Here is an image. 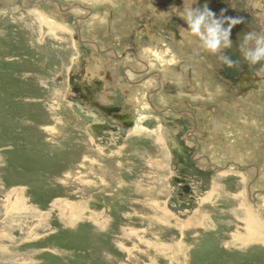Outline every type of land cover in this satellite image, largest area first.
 I'll list each match as a JSON object with an SVG mask.
<instances>
[{"label": "rangeland", "instance_id": "1", "mask_svg": "<svg viewBox=\"0 0 264 264\" xmlns=\"http://www.w3.org/2000/svg\"><path fill=\"white\" fill-rule=\"evenodd\" d=\"M14 1L0 0V264H264V85L241 96L236 67L226 71L186 38L180 17L185 5H206L225 18L219 9L209 0H61L63 12L48 5L47 17L35 0L28 11ZM75 21L100 51L77 42ZM129 46L161 74L154 107L145 96L155 75L134 85L138 64L106 53ZM226 53L257 68L239 48ZM124 65L133 66L126 78ZM80 68L87 78L105 72L99 99L129 113L131 129L91 138V122L71 110ZM184 88L195 95L178 94ZM160 105L190 110L198 139L218 138L201 147L207 172L182 147L191 117L158 115ZM181 172L188 193L174 180Z\"/></svg>", "mask_w": 264, "mask_h": 264}, {"label": "flooded vegetation", "instance_id": "2", "mask_svg": "<svg viewBox=\"0 0 264 264\" xmlns=\"http://www.w3.org/2000/svg\"><path fill=\"white\" fill-rule=\"evenodd\" d=\"M32 1L33 0H27V2H25V4H22V0H16L13 2V4L14 5L19 4V7L22 11H28L31 9V4H32L31 2ZM13 4H11V5H13ZM36 4L46 6V8H44V9L41 7V12L44 13L45 16H47V17L52 16L48 11L49 9H47L48 5H50L54 10H56L58 12L59 11L63 12V7L61 6L62 5L61 0H35V3L33 2V5L35 6ZM78 4L79 3L74 4L73 7H71V8L78 6ZM209 4L211 6L214 5L215 8L217 7L219 9V12L223 16H225V19L233 18V19H241L242 20V23L235 25L231 30L230 39L232 40V47L231 48L233 50L239 48V45L243 40L242 39L243 34H246V33L251 32V31L260 32L262 29H264V0H209ZM215 5H217V6H215ZM254 5H257V6L254 7ZM66 10H68V9H66ZM76 17H78V15ZM78 19H79V17H78ZM78 19H76V20H78ZM74 24H75L76 29H77V33L75 35L77 42L81 45L88 47L89 49L95 50L96 52L100 51L101 49L99 48V46L96 44V42L93 39L88 38V39H83V41H80L79 27H78V25H76V21L74 22ZM169 26H170V24H168V27ZM224 27L227 28L228 24L225 23ZM226 52H227V49H224V54L231 57L232 53L228 54ZM106 53L111 54L112 56H114L113 58H115L117 60H122L126 56H129L133 59V61L136 64H138V66L134 67V68H137L138 70H136V71L133 70V72H134L133 74L135 76H138L137 77L138 80L133 83L134 85L140 79L145 80V78H148V76L150 77L154 73L155 85H157V86H156V88L149 90L151 92V94H146V96H145V100L148 101V103L150 104L151 107H154L155 104H153L151 102L150 98H151V95H155L162 88L159 85L160 84L159 78H160L161 74L157 70L150 71L149 67H147V65L143 62V60L139 58V55L136 53L135 48L133 46H129V47L124 48L122 50V52H120V53H118L114 48L110 47V48L106 49ZM233 56L235 57V59H233V60L239 61L237 53H233ZM219 63L221 64L220 61H219ZM221 66L226 67L227 65L221 64ZM256 66H257V68L255 66H253L254 70H248V69H245L243 67L236 66V75L234 76V79H235L237 90H238L239 94H241V96H245L248 93L250 94L248 96H252L254 93L261 91V88L264 85V72H261L260 68L262 66H264V62L256 64ZM131 67H133V66L124 65L121 68V76L126 78V72H128V70H131ZM231 69L232 68H229V67L225 68L226 71L228 70L230 72H231ZM104 75L106 76L105 72L102 70H99L97 72L96 77H93V78L88 77L87 78L85 76V69L80 68L78 70V73L73 74L70 78V80L73 82V85L71 88V92L73 95H72V98L70 99L73 103L71 110L74 112V114L77 115V117L81 121H83V120L74 111V107H76L78 110H80L81 113H83L84 115L90 117L89 122H91V124L86 123V126H88L87 130H88V133L90 134L91 138L93 140L95 139L98 141H99V139L102 140V139L109 138L111 134L113 135V134L120 132L121 130L128 129V127H126L125 124H127L130 120L131 121L133 120L135 122V120L133 119V117H131V115L129 113L122 111L120 105L113 104V103L104 104L100 101L99 96H101V94H103V89H104V85H105V82L103 81V78H102ZM156 80H157V82H156ZM125 81L127 82L126 79H125ZM241 81L244 83L243 85L240 83ZM140 83H141V81L136 83V85L140 84ZM242 86L245 87L246 89H242ZM175 89H177V88H175ZM180 90H181V88H180ZM182 91L185 92L186 89H183ZM252 92H253V94H252ZM180 93H181V91H180ZM239 94H238V96H239ZM75 102L78 103L77 104L78 107L74 105ZM95 103L106 106L107 110L106 109H105L106 111L102 110ZM81 105L94 108L103 117V119H98L99 118L98 114L95 115V113H90V112L88 113V112L84 111L83 109H79V108H82ZM176 106H178V105H176ZM168 111L171 113L176 112V113H178L177 115H183V114H180L181 112H183V110H180L179 107H175V106H164L163 107V105H160V109L158 108V110H156V109L154 110V112L158 115H162V114H164V112L167 113ZM93 124L100 125V126L103 125L106 128H111L114 130H110V129L104 130V129L99 128V130H101L99 132V135L97 137H94L91 130L89 129V126L93 125ZM132 127H129V128H132ZM183 183H184V181H183ZM262 191H264V189H262Z\"/></svg>", "mask_w": 264, "mask_h": 264}, {"label": "clouds", "instance_id": "3", "mask_svg": "<svg viewBox=\"0 0 264 264\" xmlns=\"http://www.w3.org/2000/svg\"><path fill=\"white\" fill-rule=\"evenodd\" d=\"M256 6L254 5V7ZM180 17L188 25L184 33L186 38H198L199 47L212 55H216L221 64L227 65L229 68L238 66L239 61L224 54V49L232 47L231 30L235 25L242 23L241 19L217 18L206 5L203 8L185 5ZM225 23L228 24L227 28L224 27ZM239 51L243 59L250 65L264 62V29L260 32L246 33L239 45ZM260 71L264 72V66L261 67Z\"/></svg>", "mask_w": 264, "mask_h": 264}, {"label": "crops", "instance_id": "4", "mask_svg": "<svg viewBox=\"0 0 264 264\" xmlns=\"http://www.w3.org/2000/svg\"><path fill=\"white\" fill-rule=\"evenodd\" d=\"M181 69V68H180ZM97 72H98V70H97ZM134 73V72H133ZM180 71H179V76H180ZM153 75H154V73H153ZM153 75H151V76H153ZM126 77H128V76H126ZM131 81V80H130ZM127 82H128V78H127ZM128 83H131V82H128ZM182 89V88H181ZM184 89H186V91L184 92V91H181V92H183V93H178V94H181V95H185V96H188V95H190V96H194L195 94L192 92V93H188L189 92V90L187 89V88H184ZM180 109V108H179ZM180 110H182V109H180ZM178 113H176V112H174V114L172 115L173 117H178V116H182V115H177ZM180 114H185V115H188L189 117H191V119H192V127H191V130L189 131V132H187L186 134H185V136H186V139L188 140H186V139H184V143L182 144V147L183 148H185V149H187V151L188 152H192V155H191V159L192 160H194V162L196 161H200L201 163H203V167H201L200 166V170L201 171H205L206 170V172L209 170V168H210V165H211V163H210V160H209V158H208V156H207V154L205 153V151L203 150V149H201V147H203L204 146V144H205V142L207 143L206 144V147L207 148H211V147H214V145H213V143L212 142H214L215 144H216V142H218V138L217 137H213V138H211V139H208L207 140V137H205V141H204V137H201L200 139H198L197 138V127H196V123H197V120H195V117L193 116V113L190 111V110H185L184 112H181ZM196 122V123H195ZM128 129H131V128H128ZM231 131H233V132H237L238 130L237 129H235L234 127L232 128V129H230ZM229 130V132L230 133H232L231 131ZM199 131V130H198ZM240 131H241V129H240ZM242 132H237V134L238 135H240ZM238 137V136H237ZM190 139L192 140V141H190ZM207 140V141H206ZM208 142H210V143H208ZM216 147V146H215ZM176 150L179 152L180 151V148H176ZM107 154H109V153H107ZM109 156V155H108ZM235 164H237V163H235ZM244 164H249V163H244ZM247 166H249L248 168H251L252 170H253V173H254V175H256V177H254V178H257V175H258V173H259V168L258 167H256V165L252 162L251 164H249V165H247ZM246 167V166H245ZM244 170V169H243ZM255 194L253 193L252 194V197L250 198V196H249V194H248V199H249V202H250V204H253V206L255 205V198L253 197ZM222 197H221V193H218V195L215 197V201L216 202H220V201H222ZM218 200V201H217ZM220 204V203H219ZM218 204V205H219ZM192 223V222H191ZM227 242V241H226ZM245 245V244H244Z\"/></svg>", "mask_w": 264, "mask_h": 264}, {"label": "water", "instance_id": "5", "mask_svg": "<svg viewBox=\"0 0 264 264\" xmlns=\"http://www.w3.org/2000/svg\"><path fill=\"white\" fill-rule=\"evenodd\" d=\"M81 41V40H80ZM242 85L244 84L242 81L240 82ZM242 89H246L245 87H243L242 86ZM95 104H97V106H99L102 110H107V107L106 106H103V105H101V104H98V103H95ZM105 110V111H106ZM74 111L79 115V117L83 120V121H85V122H89L90 121V117H88V116H86V115H84L83 113H81V111L80 110H78L76 107H74ZM134 125V121L132 120H130L127 124H125V126L126 127H132ZM99 128L100 129H104V130H114V129H111V128H106L105 126H100V125H95V124H93V125H91V126H89V129L91 130V132H92V134H93V136L94 137H97L98 135H99V132L101 131V130H99ZM174 154H176V156L178 155V151L177 150H173L172 151ZM182 175H183V173L181 172V176L180 177H177V178H174V180L177 182V183H179V184H183V181H184V179H183V177H182ZM181 189H182V191L183 192H185V193H188L189 191H190V188H189V186L188 185H186V184H183L182 186H181Z\"/></svg>", "mask_w": 264, "mask_h": 264}, {"label": "bare ground", "instance_id": "6", "mask_svg": "<svg viewBox=\"0 0 264 264\" xmlns=\"http://www.w3.org/2000/svg\"><path fill=\"white\" fill-rule=\"evenodd\" d=\"M141 58V57H140ZM134 123H136V122H134Z\"/></svg>", "mask_w": 264, "mask_h": 264}]
</instances>
